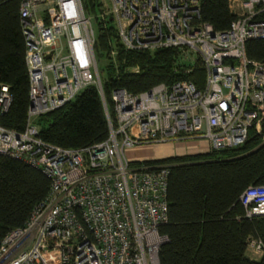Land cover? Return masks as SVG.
Wrapping results in <instances>:
<instances>
[{
  "label": "built area",
  "instance_id": "obj_1",
  "mask_svg": "<svg viewBox=\"0 0 264 264\" xmlns=\"http://www.w3.org/2000/svg\"><path fill=\"white\" fill-rule=\"evenodd\" d=\"M105 1L95 18H110L123 49L173 47L185 60L198 57L203 86L182 79L138 92L113 87L110 118L82 1L18 0L28 106L21 130L0 124V155L39 169L48 190L23 225L1 239L0 264H159L168 164L143 163L161 157L126 151L205 142L208 152L242 144L250 128L264 142V61L248 59L243 47L246 39L264 38V0H227L234 17L222 31L200 20L199 0ZM88 86L100 97L106 138L78 148L42 140L35 119ZM10 103L0 83V116ZM238 201L244 217L264 216V184L248 185ZM246 247L264 251L257 237H248Z\"/></svg>",
  "mask_w": 264,
  "mask_h": 264
},
{
  "label": "trees",
  "instance_id": "obj_2",
  "mask_svg": "<svg viewBox=\"0 0 264 264\" xmlns=\"http://www.w3.org/2000/svg\"><path fill=\"white\" fill-rule=\"evenodd\" d=\"M85 12H95L102 0H81ZM18 0L0 1V83L8 86L11 103L0 116L6 128L21 130L28 106L24 43L18 18ZM200 20L214 31L225 30L233 15L227 0H199ZM264 17V13L261 15ZM93 51L106 60L102 90L112 117L109 92L122 87L130 92L157 83L189 80L202 88L204 73L199 58L188 61L173 47L125 50L116 40L112 22L98 21ZM247 40V41H246ZM244 42L245 56L264 61V38ZM110 50L114 51L112 60ZM137 66V72L125 68ZM190 68L188 71L185 69ZM38 136L49 143L78 148L107 136L105 112L94 86L83 89L72 100L35 119ZM260 133L264 134V116ZM168 164L167 222L158 227L167 240L159 247V264H264L244 255L246 239L257 237L264 246V216H243L238 201L248 185L264 184V142L253 128L240 145L211 149L203 154L163 157L143 163ZM48 190V179L20 160L0 155V241L11 229L21 227L32 207Z\"/></svg>",
  "mask_w": 264,
  "mask_h": 264
},
{
  "label": "crops",
  "instance_id": "obj_3",
  "mask_svg": "<svg viewBox=\"0 0 264 264\" xmlns=\"http://www.w3.org/2000/svg\"><path fill=\"white\" fill-rule=\"evenodd\" d=\"M199 144L205 146V142H199V143L185 142L176 145H162V146L160 145V146L142 147V148H146L147 150L151 151V154L147 155L149 156L147 158L155 157V156H159L163 158L169 156L194 155V154L206 153V150H202L199 147ZM133 149H135V147L130 148L129 150L133 151Z\"/></svg>",
  "mask_w": 264,
  "mask_h": 264
},
{
  "label": "rangeland",
  "instance_id": "obj_4",
  "mask_svg": "<svg viewBox=\"0 0 264 264\" xmlns=\"http://www.w3.org/2000/svg\"><path fill=\"white\" fill-rule=\"evenodd\" d=\"M102 3H103L104 8H105V6L108 5V2L105 0H102ZM85 13L89 17L91 27H92L94 33L96 34L97 24H96V20H95V15H96V13H98V9H96L95 12L87 11ZM96 62H97L98 69L101 70V69H103V66H104L106 60L104 58H98ZM100 76L103 77V72H101ZM199 147L202 149L203 145L199 144ZM150 154H151L150 150H147L146 148H142V147L135 148V149H133V151H131L129 149L126 151V155L128 157H132V158L149 157L147 155H150ZM244 255L250 259H258L260 257V254L252 252L248 247L245 248Z\"/></svg>",
  "mask_w": 264,
  "mask_h": 264
},
{
  "label": "bare ground",
  "instance_id": "obj_5",
  "mask_svg": "<svg viewBox=\"0 0 264 264\" xmlns=\"http://www.w3.org/2000/svg\"><path fill=\"white\" fill-rule=\"evenodd\" d=\"M247 41V40H246ZM136 148H139V147H136ZM164 155V154H163ZM163 155H160V156H163ZM155 157H159V156H155ZM142 158H147V157H142Z\"/></svg>",
  "mask_w": 264,
  "mask_h": 264
},
{
  "label": "water",
  "instance_id": "obj_6",
  "mask_svg": "<svg viewBox=\"0 0 264 264\" xmlns=\"http://www.w3.org/2000/svg\"><path fill=\"white\" fill-rule=\"evenodd\" d=\"M108 19H110V18H108Z\"/></svg>",
  "mask_w": 264,
  "mask_h": 264
}]
</instances>
